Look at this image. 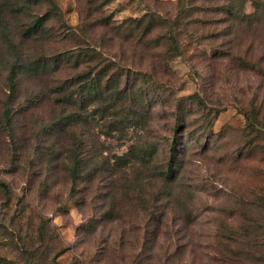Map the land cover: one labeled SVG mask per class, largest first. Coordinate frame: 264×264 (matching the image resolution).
Masks as SVG:
<instances>
[{
    "label": "rangeland",
    "instance_id": "obj_1",
    "mask_svg": "<svg viewBox=\"0 0 264 264\" xmlns=\"http://www.w3.org/2000/svg\"><path fill=\"white\" fill-rule=\"evenodd\" d=\"M53 1L6 103L0 56V264H264V0Z\"/></svg>",
    "mask_w": 264,
    "mask_h": 264
},
{
    "label": "trees",
    "instance_id": "obj_2",
    "mask_svg": "<svg viewBox=\"0 0 264 264\" xmlns=\"http://www.w3.org/2000/svg\"><path fill=\"white\" fill-rule=\"evenodd\" d=\"M45 3L48 5L47 9L45 11H38V8ZM253 3L257 9L263 6L262 0H253ZM221 7L220 9H214V11H216L215 13H221V10L225 9V6ZM227 13L228 15H226V19L223 21H225L227 28V33L225 35L231 36L228 40V45H230L233 42V37L235 38L234 32L237 31V25L242 22L241 20L244 18V15L242 11H229ZM59 14L60 10L58 5L53 0H0V41L2 43H0V56L1 59L6 60V62L3 61L6 68V71H3L5 73L4 82L9 89V95L5 103L16 99L18 93V78L23 68L27 69L29 66L31 67V63H29V43L40 40L37 39V37L47 30L46 24L49 18L52 15L59 16ZM22 16L24 20H21ZM26 17H28V19H26ZM141 19L142 18H136L135 22L140 23ZM245 19H247L249 23L252 22L249 17H245ZM13 21H17V24H13ZM166 42H170L171 44L169 47L170 51H173V48H180L177 44V39L173 36ZM4 115L8 119L7 124H10L12 112L5 110ZM171 150L173 149L170 148V151ZM185 153L186 151L182 152L177 162H173L174 160L176 161V159L170 158L169 166L173 163L184 162ZM119 158H123V155ZM79 163H81V161H77L72 169L71 177L73 182L79 177Z\"/></svg>",
    "mask_w": 264,
    "mask_h": 264
}]
</instances>
